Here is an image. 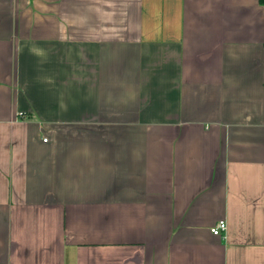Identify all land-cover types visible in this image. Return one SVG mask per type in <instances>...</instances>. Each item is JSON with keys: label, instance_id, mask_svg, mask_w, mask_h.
I'll use <instances>...</instances> for the list:
<instances>
[{"label": "crops", "instance_id": "1", "mask_svg": "<svg viewBox=\"0 0 264 264\" xmlns=\"http://www.w3.org/2000/svg\"><path fill=\"white\" fill-rule=\"evenodd\" d=\"M0 264H264L259 0H0Z\"/></svg>", "mask_w": 264, "mask_h": 264}, {"label": "built area", "instance_id": "2", "mask_svg": "<svg viewBox=\"0 0 264 264\" xmlns=\"http://www.w3.org/2000/svg\"><path fill=\"white\" fill-rule=\"evenodd\" d=\"M225 230L226 223L224 220H220L213 228H211L210 232L213 236H220Z\"/></svg>", "mask_w": 264, "mask_h": 264}, {"label": "trees", "instance_id": "3", "mask_svg": "<svg viewBox=\"0 0 264 264\" xmlns=\"http://www.w3.org/2000/svg\"><path fill=\"white\" fill-rule=\"evenodd\" d=\"M259 3L264 7V0H259Z\"/></svg>", "mask_w": 264, "mask_h": 264}]
</instances>
